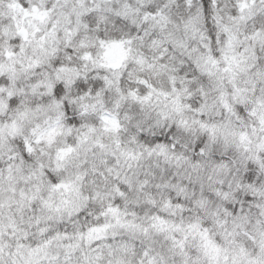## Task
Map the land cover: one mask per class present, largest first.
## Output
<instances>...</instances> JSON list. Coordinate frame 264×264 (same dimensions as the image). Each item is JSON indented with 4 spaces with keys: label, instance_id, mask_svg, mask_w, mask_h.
Wrapping results in <instances>:
<instances>
[{
    "label": "trees",
    "instance_id": "1",
    "mask_svg": "<svg viewBox=\"0 0 264 264\" xmlns=\"http://www.w3.org/2000/svg\"><path fill=\"white\" fill-rule=\"evenodd\" d=\"M70 4L74 35L54 23L62 0H0V68L34 45L24 14L46 20L43 49L57 41L14 84L51 92L0 109V264H264V0Z\"/></svg>",
    "mask_w": 264,
    "mask_h": 264
},
{
    "label": "rangeland",
    "instance_id": "2",
    "mask_svg": "<svg viewBox=\"0 0 264 264\" xmlns=\"http://www.w3.org/2000/svg\"><path fill=\"white\" fill-rule=\"evenodd\" d=\"M100 2L105 1V0H99ZM113 1V0H109ZM116 1V0H114ZM62 2L69 7V9L66 8H60L57 11V16L52 15L51 17L55 16V25L56 22L58 23L57 26L59 29H63L64 31L72 30L73 35L75 32L78 31V26H79V17L81 15V10L70 8V0H62ZM188 3H191L192 0H187ZM213 5H216V0H212ZM23 22L18 27V33H19V28L22 26L25 31L27 32V39L32 40L34 43L33 47H30L29 49H26V53L24 55L18 56L13 58L10 61V64L6 67L0 68V79L1 83L0 86L1 88L4 89L5 95L0 98V109L4 110L7 108V96L12 95L14 91H17L16 93L18 94H25V93H33L36 92L42 85L46 89V92L50 93L51 92V85L48 82H45L43 84L42 81L38 77H40V73L44 72V67L45 64L43 63L42 56L44 57V54H50L53 55V52L56 51L57 45H55V40L51 39L49 42H47V45H49V48L46 50V47L43 49L42 44L43 41L46 40L47 38L45 37L44 39L41 38V41H38L36 38L40 35L41 30L43 29L44 25H48L46 20L42 18V22H36L34 23L33 26L30 25L31 20L26 16L22 17ZM55 28V27H54ZM53 28V29H54ZM51 29V30H53ZM54 31V30H53ZM78 34V33H77ZM72 37V36H71ZM78 37V36H77ZM76 39H80L79 37ZM76 42L80 43V45H83L84 42L83 40H76ZM57 44V43H56ZM46 45V46H47ZM45 59V58H44ZM38 74V79L39 82H36L35 84L26 87L24 85L23 88H16L14 86L15 82L20 79L23 75L25 76V79L28 78V76H36ZM9 82V86L7 87L6 83ZM41 92V91H40ZM6 96V97H5ZM87 109L84 107L83 112H86ZM34 116H31L30 118L33 119ZM99 120L102 122V129L108 133H116L120 130V124L118 122V119L113 115L110 114L109 112H102L98 116ZM30 128V127H29ZM62 126L61 123L58 119H55L52 122H48L43 126H34L29 130L27 134L24 135V142L23 146L25 147L26 151L31 152L33 150V145L40 144V143H45L49 145L54 138L61 132ZM11 134H20L21 131L14 127L9 130ZM226 136V134H224ZM43 251L41 250L40 252H36L34 254L28 255V260L24 261V263H18V264H29V262L38 255H42ZM42 257H45V254L42 255ZM227 259L230 260V263L236 264L235 260L230 259L227 257ZM33 262V261H31ZM253 264V263H252Z\"/></svg>",
    "mask_w": 264,
    "mask_h": 264
},
{
    "label": "water",
    "instance_id": "3",
    "mask_svg": "<svg viewBox=\"0 0 264 264\" xmlns=\"http://www.w3.org/2000/svg\"><path fill=\"white\" fill-rule=\"evenodd\" d=\"M21 32L23 33V35H25V32H24V30H22Z\"/></svg>",
    "mask_w": 264,
    "mask_h": 264
}]
</instances>
